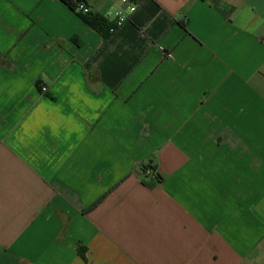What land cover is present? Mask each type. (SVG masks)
Listing matches in <instances>:
<instances>
[{"label": "crops", "instance_id": "0c3cea01", "mask_svg": "<svg viewBox=\"0 0 264 264\" xmlns=\"http://www.w3.org/2000/svg\"><path fill=\"white\" fill-rule=\"evenodd\" d=\"M86 4L0 0V264H264V0Z\"/></svg>", "mask_w": 264, "mask_h": 264}, {"label": "trees", "instance_id": "16d2710c", "mask_svg": "<svg viewBox=\"0 0 264 264\" xmlns=\"http://www.w3.org/2000/svg\"><path fill=\"white\" fill-rule=\"evenodd\" d=\"M65 6H67L70 10L75 11L78 3H86L87 0H58ZM78 15L81 16L83 21L94 31H96L98 34L101 35L103 41H107V39L112 35V33L118 28L113 22H108L106 18H104L102 15L92 12L87 14H82L80 12H77ZM149 172L151 175H153L156 179V181L160 182L161 177L159 174L156 173V170L153 166L150 164L142 165L139 168V176L142 179V183L144 185H147L146 179L149 177L147 174Z\"/></svg>", "mask_w": 264, "mask_h": 264}, {"label": "built area", "instance_id": "2783aa9c", "mask_svg": "<svg viewBox=\"0 0 264 264\" xmlns=\"http://www.w3.org/2000/svg\"><path fill=\"white\" fill-rule=\"evenodd\" d=\"M141 0H120L121 4L124 5L126 7V9L128 10L129 13H133L136 11L138 3ZM76 10L79 11L82 14H87L90 13L91 10L90 8L87 6L86 3H78ZM126 21V17L121 15L120 13L116 14V18H115V25L117 27L121 26L124 22ZM41 92H45L46 88L44 86H42L40 88ZM148 175L152 176L153 180L156 181L155 177L153 175H151L149 172H147Z\"/></svg>", "mask_w": 264, "mask_h": 264}]
</instances>
